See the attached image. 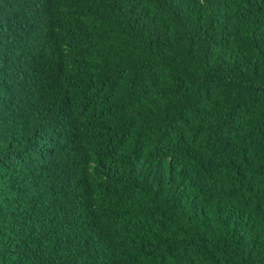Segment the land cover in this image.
<instances>
[{
    "label": "trees",
    "instance_id": "obj_1",
    "mask_svg": "<svg viewBox=\"0 0 264 264\" xmlns=\"http://www.w3.org/2000/svg\"><path fill=\"white\" fill-rule=\"evenodd\" d=\"M0 264H264V0H0Z\"/></svg>",
    "mask_w": 264,
    "mask_h": 264
}]
</instances>
